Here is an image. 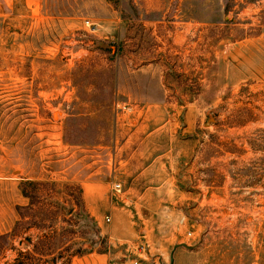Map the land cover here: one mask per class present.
Wrapping results in <instances>:
<instances>
[{
  "label": "rangeland",
  "instance_id": "1",
  "mask_svg": "<svg viewBox=\"0 0 264 264\" xmlns=\"http://www.w3.org/2000/svg\"><path fill=\"white\" fill-rule=\"evenodd\" d=\"M179 242L173 264H264V0L0 9V264Z\"/></svg>",
  "mask_w": 264,
  "mask_h": 264
},
{
  "label": "crops",
  "instance_id": "2",
  "mask_svg": "<svg viewBox=\"0 0 264 264\" xmlns=\"http://www.w3.org/2000/svg\"><path fill=\"white\" fill-rule=\"evenodd\" d=\"M155 1L157 2V1H163V0H155ZM25 2L28 3L29 0H25ZM38 2H39V0H38ZM12 3H13V0H0V9H2L3 7H8L9 8L12 5ZM32 3H33V1H32ZM26 6L29 7V4H26ZM102 185H103V183L102 182H98V181H88V182H86L85 192H87L86 191V190H88L87 186H89L90 192L92 193L91 194V198H90L91 201H95V202L100 201L101 203H102V201H108V197H107L108 192H107V188L106 187L104 189V192L101 193V190L103 189ZM100 186H101V188H100ZM96 190L99 193H97ZM103 194H104V197H102ZM85 200L87 201V199H85ZM96 205H98V204H96Z\"/></svg>",
  "mask_w": 264,
  "mask_h": 264
},
{
  "label": "water",
  "instance_id": "3",
  "mask_svg": "<svg viewBox=\"0 0 264 264\" xmlns=\"http://www.w3.org/2000/svg\"><path fill=\"white\" fill-rule=\"evenodd\" d=\"M179 247L190 250L194 247V245H188V244H185L183 242L174 243L171 246V249H170L169 254H168V262L165 264H173V252L176 248H179ZM161 264H164V263H161Z\"/></svg>",
  "mask_w": 264,
  "mask_h": 264
},
{
  "label": "built area",
  "instance_id": "4",
  "mask_svg": "<svg viewBox=\"0 0 264 264\" xmlns=\"http://www.w3.org/2000/svg\"><path fill=\"white\" fill-rule=\"evenodd\" d=\"M111 189L113 190V192L119 193V191H120V184L118 182H112L111 183ZM106 220H108V218H106Z\"/></svg>",
  "mask_w": 264,
  "mask_h": 264
}]
</instances>
